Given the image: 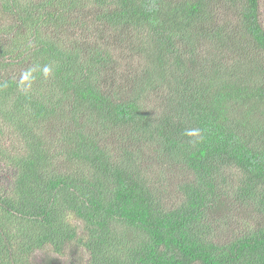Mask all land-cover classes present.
<instances>
[{
    "label": "trees",
    "instance_id": "obj_1",
    "mask_svg": "<svg viewBox=\"0 0 264 264\" xmlns=\"http://www.w3.org/2000/svg\"><path fill=\"white\" fill-rule=\"evenodd\" d=\"M37 252L264 264L260 0H0V264Z\"/></svg>",
    "mask_w": 264,
    "mask_h": 264
},
{
    "label": "rangeland",
    "instance_id": "obj_2",
    "mask_svg": "<svg viewBox=\"0 0 264 264\" xmlns=\"http://www.w3.org/2000/svg\"><path fill=\"white\" fill-rule=\"evenodd\" d=\"M260 18H261V22L264 26V0H260ZM51 257L44 255L42 253L37 252V254L35 255V264H47L49 261H51ZM63 259V258H62ZM75 261L77 259V256L74 257ZM70 258H64L63 260H61L60 263L58 264H70ZM73 261V260H72ZM49 264H57L56 262H50Z\"/></svg>",
    "mask_w": 264,
    "mask_h": 264
}]
</instances>
